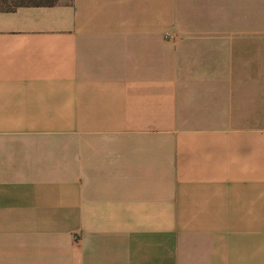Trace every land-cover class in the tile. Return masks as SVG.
Instances as JSON below:
<instances>
[{
	"label": "crops",
	"instance_id": "0c3cea01",
	"mask_svg": "<svg viewBox=\"0 0 264 264\" xmlns=\"http://www.w3.org/2000/svg\"><path fill=\"white\" fill-rule=\"evenodd\" d=\"M0 264H264V0L0 5Z\"/></svg>",
	"mask_w": 264,
	"mask_h": 264
},
{
	"label": "rangeland",
	"instance_id": "374dc122",
	"mask_svg": "<svg viewBox=\"0 0 264 264\" xmlns=\"http://www.w3.org/2000/svg\"><path fill=\"white\" fill-rule=\"evenodd\" d=\"M17 1H20V0H2L0 1V5L2 6H8L9 4H13Z\"/></svg>",
	"mask_w": 264,
	"mask_h": 264
},
{
	"label": "trees",
	"instance_id": "16d2710c",
	"mask_svg": "<svg viewBox=\"0 0 264 264\" xmlns=\"http://www.w3.org/2000/svg\"><path fill=\"white\" fill-rule=\"evenodd\" d=\"M9 7H11V6H9Z\"/></svg>",
	"mask_w": 264,
	"mask_h": 264
}]
</instances>
